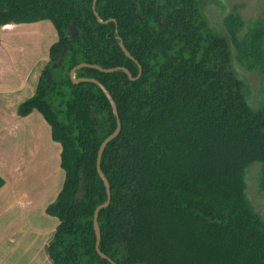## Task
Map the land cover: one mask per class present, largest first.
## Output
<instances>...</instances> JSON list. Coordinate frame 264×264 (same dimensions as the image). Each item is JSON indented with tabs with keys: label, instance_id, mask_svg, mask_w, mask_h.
Instances as JSON below:
<instances>
[{
	"label": "trees",
	"instance_id": "obj_1",
	"mask_svg": "<svg viewBox=\"0 0 264 264\" xmlns=\"http://www.w3.org/2000/svg\"><path fill=\"white\" fill-rule=\"evenodd\" d=\"M0 0V29L49 21V49L34 94L18 107L36 111L58 143L64 181L45 212L58 224L44 250L50 264H112L95 249V209L106 201L96 159L116 128L102 90L73 83L81 63L114 99L121 129L105 147L101 170L110 204L98 212L100 251L115 264H264V222L245 195V170L262 165L264 104L252 108L236 76L227 38L208 24L200 0ZM74 24L76 36L70 29ZM227 26L239 29L237 16ZM264 27L237 43L257 57Z\"/></svg>",
	"mask_w": 264,
	"mask_h": 264
},
{
	"label": "rangeland",
	"instance_id": "obj_2",
	"mask_svg": "<svg viewBox=\"0 0 264 264\" xmlns=\"http://www.w3.org/2000/svg\"><path fill=\"white\" fill-rule=\"evenodd\" d=\"M210 27L225 36L231 46L232 65L244 84L252 108L264 104V34L257 57L250 48L238 49L251 34L255 21L264 27V0H200ZM237 16L241 23L230 28ZM0 29V264H50L45 244L58 221L46 207L60 192L64 172L60 168V145L51 140L50 128L36 111L18 115L19 105L31 97L57 33L47 20L31 24H8ZM262 165L245 170V195L264 222Z\"/></svg>",
	"mask_w": 264,
	"mask_h": 264
},
{
	"label": "water",
	"instance_id": "obj_3",
	"mask_svg": "<svg viewBox=\"0 0 264 264\" xmlns=\"http://www.w3.org/2000/svg\"><path fill=\"white\" fill-rule=\"evenodd\" d=\"M95 2L96 0H93V3H92V10L97 18V20L100 22V23H108L110 21H114L113 19H109L107 21H102L99 17H98V14L96 13L95 11ZM70 33H71V36L72 38H75L76 36V29H75V26L74 24L72 23L71 24V29H70ZM118 41H119V47L121 48V50L123 51V53L129 58L131 59L132 61H134V63L137 65L138 67V74L136 77H133L131 75V73L129 72L128 69L126 68H123V67H116V68H102L100 66H97V65H92V64H86V63H81L79 65H77L76 67L72 68L70 73H69V76H70V79L73 83H78V82H91V83H94L96 84L101 90L102 92L104 93V95L106 96V98L108 99L109 103H110V106H111V109L113 111V114L114 116L116 117V128L115 130L109 134L100 144L99 148H98V152H97V159H96V167H97V172H98V175L100 177V179L102 180L103 184H104V187H105V190H106V195H107V198H106V201L102 204H100L94 211V215H93V227H94V232H95V236H96V243H95V249H96V252L98 253V255L103 258V259H106L108 260L110 263L112 264H115L113 263L107 256H105L99 249V244H100V239H101V233H100V228H99V225H98V221H97V218H98V212L100 209H103V208H106L109 204H110V201H111V192H110V186H109V182L107 180V178L105 177L104 173L102 172L101 170V166H100V161H101V156H102V153L105 149V147L107 146V144L112 141L115 137H117V135L119 134L120 132V129H121V123H120V120L118 118V111H117V106H116V103L114 101V99L112 98L111 94L109 93V91L105 88V86L99 82L98 80L94 79V78H86V77H83V78H75L74 74L77 70H79L80 68H83V67H89V68H95V69H98L99 71H102V72H115V71H123L127 76L128 78L131 80V81H134V80H137L140 76H141V73H142V67L140 66V64L138 63L137 60L134 59L133 56L130 55V53L128 52V50L125 48L124 44H123V41L120 37H118Z\"/></svg>",
	"mask_w": 264,
	"mask_h": 264
},
{
	"label": "bare ground",
	"instance_id": "obj_4",
	"mask_svg": "<svg viewBox=\"0 0 264 264\" xmlns=\"http://www.w3.org/2000/svg\"><path fill=\"white\" fill-rule=\"evenodd\" d=\"M5 28H9V25H6Z\"/></svg>",
	"mask_w": 264,
	"mask_h": 264
},
{
	"label": "crops",
	"instance_id": "obj_5",
	"mask_svg": "<svg viewBox=\"0 0 264 264\" xmlns=\"http://www.w3.org/2000/svg\"><path fill=\"white\" fill-rule=\"evenodd\" d=\"M60 151H61V149H60ZM59 157H60V155H59Z\"/></svg>",
	"mask_w": 264,
	"mask_h": 264
}]
</instances>
